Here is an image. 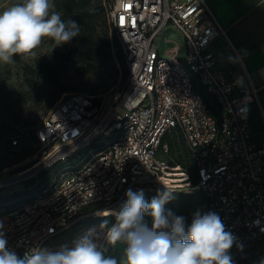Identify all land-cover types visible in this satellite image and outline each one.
<instances>
[{"label": "built area", "instance_id": "obj_1", "mask_svg": "<svg viewBox=\"0 0 264 264\" xmlns=\"http://www.w3.org/2000/svg\"><path fill=\"white\" fill-rule=\"evenodd\" d=\"M110 11L127 71L124 83L112 94L75 93L60 100L36 128L38 154L46 161L35 174L97 147L31 200L0 209L7 246L20 256L32 248H70L101 225L55 243L77 221L110 217L114 223L102 211H118L127 190L148 194L167 187L202 194L207 211L235 237V264H261L264 143L255 141L247 114V105L258 101V88L242 66L234 79V70L217 67L211 46L225 31L205 0H113ZM168 27L183 39V57L177 42H169L161 55L156 41ZM175 136L186 156L175 163L182 168L183 188L172 187L170 163L161 160Z\"/></svg>", "mask_w": 264, "mask_h": 264}, {"label": "clouds", "instance_id": "obj_2", "mask_svg": "<svg viewBox=\"0 0 264 264\" xmlns=\"http://www.w3.org/2000/svg\"><path fill=\"white\" fill-rule=\"evenodd\" d=\"M54 9V0H22L0 11V62L34 55L46 37L55 47L76 38L79 24L65 22ZM173 192L166 187L149 202L143 190H127L119 210L109 213L114 223L105 220L99 231L89 229L72 247L64 245L54 252L32 248L20 256L0 232V264H235L230 254L235 237L221 218L213 211L197 210L188 223L165 208ZM118 244L125 245L120 259L106 255Z\"/></svg>", "mask_w": 264, "mask_h": 264}, {"label": "rangeland", "instance_id": "obj_3", "mask_svg": "<svg viewBox=\"0 0 264 264\" xmlns=\"http://www.w3.org/2000/svg\"><path fill=\"white\" fill-rule=\"evenodd\" d=\"M65 0H54L55 11L60 13L62 3ZM22 0H0V11L7 7L21 3ZM113 0H91L90 8H96L101 14V22L97 33L102 27L110 31L111 40L116 37L109 25L111 6ZM101 8L99 10L98 8ZM178 32L173 27L166 28L158 37L156 44L160 51L165 52L170 46V39L178 41ZM50 38H44L40 46L34 50V55L12 58V62L4 64L0 62V163L3 169L0 171V198L13 196L19 192L36 189L35 182L47 171L35 174L38 171L36 165L43 158L38 154L39 145L31 140L21 138L19 144H12L14 137L23 132L32 134L42 124L53 108L60 100L70 94L85 93L91 95L112 94L124 83L125 69L119 63V55L112 50V58L104 62H96L91 59L87 64L76 63L74 54L70 53L77 47L76 43L63 44L55 47ZM55 47V48H54ZM121 57V56H120ZM124 114V112H123ZM11 141V144L8 141ZM183 151L179 146H174L173 152L162 154L161 160L166 161L170 170L169 176L173 177V188H183V172L179 164L183 160ZM38 158L35 159V156ZM19 156V162L10 165V162ZM37 168L36 170H34ZM30 170V172H26ZM28 173V174H27ZM35 186V187H34ZM32 188V189H31ZM156 189L145 195L149 202L158 192ZM174 198L165 208L172 210L177 215L186 217L191 222L192 214L197 211H207L206 199L200 194H189L185 190H175ZM22 201L5 206L6 209L14 208ZM151 223V217L145 216ZM105 220L113 223V218L95 219L87 217L77 221L56 239L55 243L69 241L80 230ZM125 245L118 244L110 248L106 255L120 259Z\"/></svg>", "mask_w": 264, "mask_h": 264}, {"label": "crops", "instance_id": "obj_4", "mask_svg": "<svg viewBox=\"0 0 264 264\" xmlns=\"http://www.w3.org/2000/svg\"><path fill=\"white\" fill-rule=\"evenodd\" d=\"M205 2L226 34L225 37L217 38L211 46L217 67L226 72L234 70L235 74L231 75L234 79L238 77V71L242 66L258 88V101L247 105V114L254 139L258 144H262L264 143V0H205ZM169 42L173 44L177 42L180 57L185 55V43L181 36L178 41L173 39L167 41L171 47L172 44ZM168 48L162 52L158 46L161 55H166ZM238 85L242 87L243 82L239 80Z\"/></svg>", "mask_w": 264, "mask_h": 264}, {"label": "trees", "instance_id": "obj_5", "mask_svg": "<svg viewBox=\"0 0 264 264\" xmlns=\"http://www.w3.org/2000/svg\"><path fill=\"white\" fill-rule=\"evenodd\" d=\"M90 3L91 0H65L62 3L60 10L62 20H64L65 22L69 20H75L80 26L79 35L71 42L67 43V45L73 43L77 44V47L72 49L70 53L74 54V61L76 63L87 64L91 59H94L96 62L101 63L102 61L104 62L105 60L112 58V50L115 49L117 51V55L120 54L121 56H119V63L124 66L126 78L127 71L124 65L120 45L117 39L114 41L111 40L110 31L107 27H102L100 33H97V29H99V24L101 22V14L96 10V8H90ZM98 9L101 10L100 7ZM21 138L28 139L33 142L36 141L37 143L36 129L32 134H30L29 132L21 131L14 137L13 142L16 139H18V141L20 142ZM177 141L178 140L176 139V136L174 137V139L169 140L170 152H173L174 146H179L183 151L182 156L184 160V158L186 157L183 150L184 148L182 144ZM8 142L11 144L10 140ZM95 147L97 146H91L89 148L82 149L73 154L66 163H58L50 168L41 171L40 173L44 171L47 172L40 178H38L37 182L34 183L36 189H27L26 192H19L18 194H15L13 196L0 198V209L5 208V206L14 204L17 201L26 202L31 200L32 198L40 194L44 189L51 186L54 183L58 173L63 169L70 166L80 165L81 161L84 160L86 156L91 152V150ZM19 159L20 157L16 156L14 160L10 162V165L18 163ZM183 160L181 159L179 164L184 163ZM3 167V164L0 163V171L3 169ZM200 195L203 196L202 194Z\"/></svg>", "mask_w": 264, "mask_h": 264}, {"label": "bare ground", "instance_id": "obj_6", "mask_svg": "<svg viewBox=\"0 0 264 264\" xmlns=\"http://www.w3.org/2000/svg\"><path fill=\"white\" fill-rule=\"evenodd\" d=\"M38 158V155L37 156H35V159H37ZM40 160V159H39ZM46 161V158H42L41 160H40V162L39 163H37L36 165H38V166H36L37 168L39 167V166H42V164L44 163ZM34 168H35V166H34ZM26 172H30V170H28V171H26ZM27 173V174H28ZM31 173V172H30ZM112 211H117V210H114V209H111V210H104V211H102V215L103 216H111L109 213L110 212H112Z\"/></svg>", "mask_w": 264, "mask_h": 264}]
</instances>
